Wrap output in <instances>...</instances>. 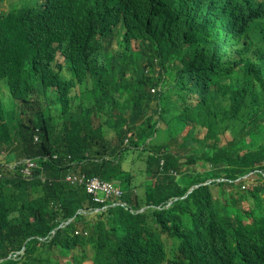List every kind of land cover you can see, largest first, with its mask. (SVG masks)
<instances>
[{"label": "trees", "instance_id": "16d2710c", "mask_svg": "<svg viewBox=\"0 0 264 264\" xmlns=\"http://www.w3.org/2000/svg\"><path fill=\"white\" fill-rule=\"evenodd\" d=\"M259 1L43 0L0 12V153L60 158L31 180L0 182V264H264V205L236 183L264 168ZM184 29L195 33L189 41ZM3 87L20 102L11 120ZM166 110L178 115L160 128L151 114ZM199 127L205 135L195 140ZM227 131L233 139L222 145ZM179 135L197 146L186 163L208 162V171L184 172L182 156L158 155ZM129 151L147 152L141 193L123 163ZM69 156L88 176L119 182L136 212L78 215L95 204L63 181Z\"/></svg>", "mask_w": 264, "mask_h": 264}, {"label": "clouds", "instance_id": "9594fccd", "mask_svg": "<svg viewBox=\"0 0 264 264\" xmlns=\"http://www.w3.org/2000/svg\"><path fill=\"white\" fill-rule=\"evenodd\" d=\"M43 1V0H42ZM40 5H41V1H40ZM260 23L262 24V27L264 28V18L260 21ZM262 43L264 45V31L262 33ZM170 58V57H169ZM253 65H256V62L253 61L252 62ZM155 70H160V68L158 66H156L154 68ZM161 71V70H160ZM178 113H169L168 110L165 111V115L164 116H159V119L156 120L159 127L160 128H165V127H161V123H164L165 126L167 127L166 123H170V124H174L175 122V116H177ZM229 133L231 136V140L233 139V135L230 131H227L226 134ZM162 134V133H160ZM205 135V133H204ZM203 135V137H204ZM179 136H184V135H179ZM163 137V136H162ZM203 137H199L196 134H194V139L195 140H200ZM224 137V136H223ZM223 137H222V141H223ZM183 138V142L177 144L176 147H173L172 149H168L165 146H158V155L162 156L165 153H172L174 154V156L176 157H180L182 156L183 159L181 161L182 165H196V164H201V166H203L205 168L204 171L202 172H206L208 171V169L211 167V164L208 162H204L201 160L196 159L194 164H188L186 163V157H191L192 156V148H196V144L193 143V147L188 145L185 140L184 137ZM39 141V136H36V142ZM230 141V140H229ZM129 143V139L126 140L125 144ZM227 143H223L222 145H225ZM7 151V150H3ZM1 152V153H3ZM138 152V151H137ZM0 153V154H1ZM135 151H129L126 154H124L123 156V163L127 162L128 163V171H130L133 175V180L132 183L136 186L135 192L136 193H141L143 192L144 189V185L145 183L149 180V176L148 174H146L145 172V162H146V158H147V152H139L140 157L142 159V163L137 165V163L139 162V160L134 156ZM60 158L58 155H42V156H38V157H25V158H21V159H14V160H9V151L7 153L6 157H2L0 156V182L4 181L8 178H12L13 176H21L22 179L24 180H31L36 172L38 170H44L45 168V164L54 161H58ZM105 159L109 160L110 157H105ZM63 164L65 163L67 167H69L66 175L63 177V181L73 185V186H78V187H82L86 194L90 197V199L92 200V202L95 204V207L92 208H85V209H80L77 214H98V213H102L107 211L109 208L112 207H122L125 210H128L132 213H135L136 211H134L132 209V206L130 203L122 200L123 196H124V190L121 187L119 182H115V181H109V180H103L98 176H88L87 174H85L82 170H81V165L78 164L77 162H72V157L69 156L68 159L63 160L62 161ZM165 164V160L161 159L160 160V165L164 166ZM182 165H179V167H181ZM183 166V167H184ZM178 167V168H179ZM177 170V169H176ZM175 169H171L169 171V174H173L176 172ZM197 172V171H196ZM200 172V173H202ZM138 174H142L145 177H148V180L144 181L143 183L138 182L136 176ZM256 174L260 177V179L264 180V168L261 170H257L255 172H251L243 177H240L236 180V183H240V188L242 192H247L248 195H252V197L254 198V200L256 201L257 205L258 204H262L264 205V185H260V186H256L253 189L250 190H245L246 187L244 186V183L246 181L249 180V176ZM41 179H45L42 175L39 176ZM216 181H219L220 179H215ZM225 180V179H222ZM212 180H208L206 183L204 184H209L211 183ZM200 186V184L195 185L193 187H191L187 194L181 198H185L188 194H190L195 188H198ZM178 198H175L174 200H170L167 202V204L165 205V208H168L171 206V204L176 201ZM244 201V200H243ZM248 202V208H243L241 206V202H238V206L242 209V210H248L250 207V201L249 200H245ZM143 208H141L140 210H138L137 212H144L146 209H148L151 206H142ZM160 208V207H158ZM76 214V215H77ZM75 218V217H74ZM74 218H70L68 221H66L65 223H62L59 225L58 228H62L66 225H68L69 223H71ZM54 229L52 231V234H55L56 230L58 229ZM76 235L82 234V235H87V231H84L82 227H78L75 231ZM168 237L166 234L163 235V238ZM24 250H25V245L23 246V248L20 251H17L14 254V258H17L18 256H22L24 254ZM12 258V255H9L8 259ZM59 260L62 263H66L68 261L71 260V256L68 257H59ZM3 260L0 259V263ZM87 262H91L92 261H87ZM84 264V263H82ZM93 264V263H92Z\"/></svg>", "mask_w": 264, "mask_h": 264}, {"label": "rangeland", "instance_id": "374dc122", "mask_svg": "<svg viewBox=\"0 0 264 264\" xmlns=\"http://www.w3.org/2000/svg\"><path fill=\"white\" fill-rule=\"evenodd\" d=\"M17 1L18 0H5L3 3H0V12L8 11L11 8V6ZM40 1H41V3L43 2L42 0H20L19 3H16L15 5H13V8H17V7L23 6V5L40 6ZM134 48L135 49L138 48L136 43L134 44ZM139 48H140V46H139ZM143 58H145V57H143ZM176 62L177 61H175L174 63H176ZM2 86H4V85L2 84ZM2 100H3V107H4V111H5V115H6L7 119L11 120L12 118L16 117L18 115L20 102L17 99H15L4 87H3ZM153 107L155 110L157 109L156 103H154ZM151 116H152L153 121H156L159 119V115H157L156 113H152ZM162 126L166 128L164 123H161V127ZM187 131L184 132V135L187 133ZM204 133H205V130L201 129L200 127L197 128L195 131V134L199 137H203ZM229 140H231V136L229 133H227L224 135L222 142L227 143ZM177 141L179 143H182L183 138L181 136H178ZM171 144L173 146L175 145V143L173 141L171 142ZM7 153H8V151H4L3 153L0 154V156L6 157ZM134 156L138 160L140 159L139 162L137 163V165L141 164L142 159L140 157L139 152L135 151ZM182 170L184 172H193V171L202 172L205 170V168L203 166H201V164H196V165H192V166L185 165L184 167H182ZM136 178H137L138 182H141V183L148 180V177H145L142 174H138L136 176ZM181 178H182V175H178L177 180H180ZM153 183H156V181L154 180ZM260 185H264V180L260 179V177L256 174L249 176V180L244 183V186L246 187L245 190H250V189H253L254 187L260 186ZM215 196L217 197L216 194H215ZM227 197H228V195L222 196L220 198V200H223L224 198H227ZM241 206L243 208H248V202L245 200L242 201ZM163 239L167 244H171V241L168 237H165ZM84 264H92V263L91 262H85Z\"/></svg>", "mask_w": 264, "mask_h": 264}, {"label": "bare ground", "instance_id": "6f19581e", "mask_svg": "<svg viewBox=\"0 0 264 264\" xmlns=\"http://www.w3.org/2000/svg\"><path fill=\"white\" fill-rule=\"evenodd\" d=\"M251 1L254 3L255 8H256L257 6H260V4H261V2H260L259 0H251ZM183 33H184L185 39H186L187 41H189V39L191 38L192 35H195L194 31H192L190 34H187L186 31H185V29L183 30ZM232 50H233V49H230V50H228V51L226 50V52L223 54V56H224V58H225L226 61H229V56H230ZM176 52H177V51H176ZM171 58H172V59H175V57L173 58V56H172ZM174 64H175V63H174ZM226 64H227V63H226ZM224 66H225V64H224ZM260 75H262V74L260 73ZM261 77H263V79H264V74H263ZM205 80L207 81V78H205Z\"/></svg>", "mask_w": 264, "mask_h": 264}]
</instances>
